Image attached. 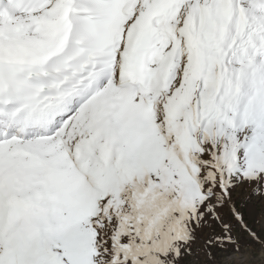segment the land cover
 I'll list each match as a JSON object with an SVG mask.
<instances>
[{
    "label": "snow or ice",
    "instance_id": "obj_1",
    "mask_svg": "<svg viewBox=\"0 0 264 264\" xmlns=\"http://www.w3.org/2000/svg\"><path fill=\"white\" fill-rule=\"evenodd\" d=\"M0 264H264V0H0Z\"/></svg>",
    "mask_w": 264,
    "mask_h": 264
}]
</instances>
